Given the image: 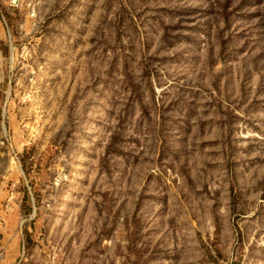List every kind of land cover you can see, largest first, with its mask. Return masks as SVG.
Here are the masks:
<instances>
[{"label": "rangeland", "instance_id": "374dc122", "mask_svg": "<svg viewBox=\"0 0 264 264\" xmlns=\"http://www.w3.org/2000/svg\"><path fill=\"white\" fill-rule=\"evenodd\" d=\"M0 264H264V0H0Z\"/></svg>", "mask_w": 264, "mask_h": 264}, {"label": "built area", "instance_id": "2783aa9c", "mask_svg": "<svg viewBox=\"0 0 264 264\" xmlns=\"http://www.w3.org/2000/svg\"><path fill=\"white\" fill-rule=\"evenodd\" d=\"M22 254H24L25 253V248H24V246H23V248H22Z\"/></svg>", "mask_w": 264, "mask_h": 264}]
</instances>
